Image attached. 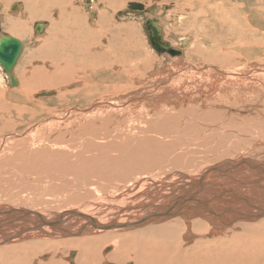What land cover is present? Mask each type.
I'll return each instance as SVG.
<instances>
[{"label": "bare ground", "instance_id": "6f19581e", "mask_svg": "<svg viewBox=\"0 0 264 264\" xmlns=\"http://www.w3.org/2000/svg\"><path fill=\"white\" fill-rule=\"evenodd\" d=\"M7 1L10 2L12 0ZM25 1L27 3L23 5L12 4L8 7V12H5L7 19L4 21L5 25L10 28L8 29L10 34L25 36L26 33L30 32L31 36L33 35L34 38L41 40L42 49L47 50V53L45 52L46 57L53 60L52 63L55 61L60 63L51 64V67L55 66V72H52L54 75L51 74V77L48 75L49 73L44 72L42 69L41 71L43 72H41L42 74L39 79L37 78L38 81H32L36 80L34 78L36 75L23 79L21 83L25 91L27 88L37 91L36 88H40V86L47 88L48 85H59L61 81H65V74L63 72H56L59 71L62 64L64 65V73L70 72L71 75L79 67L81 68L79 71H84L88 65H90L91 69H93V66L101 67L100 65H104L101 62L103 58H100L97 63L99 65H96V57L105 56L104 58L109 61L107 62L108 66H111V68L116 67L118 68L116 71L122 70L124 72L125 67H127L125 66L126 58L129 53L131 54V46L134 44L129 37L127 38L128 34L125 33V29L122 30L124 32L122 34L125 37L116 39L113 37V39H110L111 41L106 42L107 46L101 47L100 36L105 34L106 39L110 34V27L105 24L104 28L106 29L107 27V33L105 29L101 31L97 24H93L96 12L93 8L85 10V4L82 0V8L76 7L78 3L75 0ZM123 1L125 0H105L103 2L105 6L104 10L107 12V9L115 11L118 7L122 8L124 6ZM182 1H185L184 4L187 2L186 5L188 7L193 6L192 8L195 9L196 7L191 5L193 2L195 4L198 1H202L208 6L206 0ZM133 3L142 5L143 13L144 11H149L145 5L138 1H133ZM152 7L154 9L153 13H150L153 14V18L151 19H156L161 40L163 41L161 25L165 24L159 12L162 10L167 13L168 6L167 8L165 6L160 8L157 5ZM208 9H212V6ZM85 11L87 13L84 16L82 12ZM200 11L202 10L200 9ZM10 12L13 14L11 16L15 15L19 18L12 22L10 20ZM261 12L249 14L251 20L258 23V30L254 32H251L247 27L243 28V25L250 26V19L246 18V16L244 17V15L240 17L236 14L224 13L220 18L217 17V22L222 27L225 26L226 33L232 37L238 36V38L245 39L249 35L251 39L257 36L261 38L264 35L263 33H259L264 32V16L261 15ZM199 15L194 13V19ZM231 16H235V18ZM54 17L56 18L54 19ZM211 18L214 19V15ZM36 19H42L38 22H42L44 27L48 28L44 36H39L43 31L35 33L32 28L38 22L33 23L30 31L27 28V21L30 22ZM146 22L143 21V27ZM195 22L203 30H217L214 24H209L207 21L198 20ZM121 28L126 27L121 26ZM2 36L0 30V38ZM5 37H9V34ZM20 43L22 44L21 41ZM260 44L262 51H264V45ZM216 46L214 47L216 48ZM198 50L204 52V49L203 51L201 49ZM221 53L226 55L223 50L218 49L215 51L213 48L209 49L208 52L202 53L201 57L205 59V63L209 64H204L200 67H195L189 63L187 65L185 61H182L183 55L174 57L175 55L170 56L166 54L169 56L167 57L168 59L173 60L175 70H171L170 74L166 76L164 75L165 77L162 80L166 83L174 79L173 76H176L174 81L168 82L172 85L171 89L166 87L164 91L161 90V94H163L166 100H162V97H149L148 95L157 89L154 88L153 90L146 91L147 96L137 92L128 99L116 102L115 104L113 102H99V106V103H96L99 107L94 109L97 111H93L92 113L100 111L103 106H107L108 109L112 108L114 113L107 112L108 114L106 115L119 119L118 121L122 120L121 123L119 122L120 124L113 128L112 132L115 134L120 132L119 134H125L126 136H124L127 137V135L130 136L131 127L128 126L129 120L126 117L123 118V115L126 113H129V116L138 118L143 116V129L139 130V134H143L145 133L144 129L151 122L157 123L156 118H160L159 123H157L158 125H168L175 118L185 121L184 116L190 118L188 120H192V117L193 121L199 122L203 116L212 112V116L207 118L206 123L214 125L215 123L225 121L224 118L226 117L222 118L225 112H234L238 115L242 114L243 119L241 118L242 121L240 122H243L242 125H247H231L230 127L234 131L242 128L250 131L248 134L245 133L247 136L244 140L250 143L251 146L240 151L238 150L236 156L229 154L225 158L208 161L204 165L197 166L195 170H190L186 167L191 166L192 163H196L194 161L196 159L191 157L190 154L195 155L194 151L197 149L191 150L189 147L195 145L197 148V143H199V148L205 149L207 147L205 144H208L206 141L207 137L216 134L218 131L207 129L205 126V128H198L199 132L195 136L183 134L176 138L178 143L173 145L172 150L176 155L168 149L167 151L170 150V154H162L161 159H166L161 160L162 162H156L149 157L145 158L144 162L136 160H134L136 161L135 163L127 162L126 166L117 163L118 168H121L118 176L121 177L120 179H124V175L128 174L130 169L127 168L128 163H131L133 166L143 167L155 162L153 170H143V172L136 173L138 175L129 184L120 185L108 192L100 190L93 184H82L81 186L85 189L80 190L77 187L81 193H77L74 199L80 198L78 201H81L88 196L90 200L72 205L70 203L67 208L56 206L54 208L57 210L54 211H44L41 213L31 211L30 213H33V215L28 216H25L27 212H21L15 208L13 210L18 211L16 213L5 211V215H0V217L4 218L0 220V254H4L8 260L12 259V254L18 260L25 257H34L37 252L33 248L43 246L42 240L56 238L58 239V244H70V249L74 246H80V249L84 253H89V246L92 242L98 243V247L92 245L90 247L101 250L100 254H102V258L100 254V258L93 257L94 259L89 255L85 257L80 256L79 259L81 260L78 264H94L97 259L101 260L100 264H110L113 262L123 264H264V137L260 136L264 134V65H250L246 68L242 66L243 69L218 68L213 63L225 62V57ZM227 57L230 56L226 55ZM147 59L149 60V58ZM44 67L46 66L44 65ZM72 68L74 69L71 71ZM48 72L50 71L48 70ZM43 73L47 74H45L46 78H44ZM74 73L76 74L77 71ZM11 74L16 79V84L18 85L19 80L14 75L13 68ZM58 74L61 76L58 77ZM7 78L10 83L8 74ZM179 78L182 80L181 84L176 80ZM189 89L192 90L191 94L188 93ZM241 90H245V92H238ZM232 91L236 92L232 93ZM43 93L49 95L51 91L45 90ZM237 93L240 96L239 99L237 98ZM215 108L217 110L214 112ZM192 109L202 110V112L195 114L192 112ZM88 110L76 108L73 111H65L61 115L53 117V120L57 124L58 122H65L75 114L81 115V117H88L92 115ZM222 112L223 114H221ZM245 113L247 115L243 116ZM95 118L99 119V124L101 125L103 120L100 116L95 115L93 119H86V122L90 123L89 126H95ZM138 123L142 124L139 121ZM112 124L113 120L110 118L108 122L109 129L112 128ZM179 130H176L174 134H177ZM221 138L223 139L225 136H221ZM4 141H6V137L0 139V146ZM58 141L53 140L54 144H57ZM144 141L147 142V140ZM43 143L50 146L48 145L49 142ZM59 143L58 145H60ZM61 145L63 146L64 144ZM144 145L146 144L144 143ZM56 147L58 148V146ZM202 151L204 150L200 149L198 153ZM171 157L173 161H170ZM180 158L185 159L182 161V159L179 160ZM51 163L53 164V162ZM1 175L3 174H0V178L3 177ZM57 186L54 185V188H57ZM64 192L68 193V191L63 190L61 193ZM138 202L143 203L137 205ZM69 207H73L74 209H70ZM90 216H95V218H90ZM248 231L254 235L253 238L247 237ZM31 233L33 234L28 235ZM87 234L91 236L88 238L82 236ZM75 235L78 238L73 237ZM25 236H33L37 239H33L35 242L29 243L30 241L26 242V239H24ZM18 239L20 241L24 240L17 244L19 242L17 241ZM7 242L9 243L4 245ZM58 254L59 252L56 254L52 253L44 261L39 262L34 260L32 264H52V262L53 264H62ZM113 254L114 257H118L121 261L116 258H112L114 260L108 259L109 255ZM72 255H75V258L72 259V264H77L74 251H72Z\"/></svg>", "mask_w": 264, "mask_h": 264}, {"label": "rangeland", "instance_id": "374dc122", "mask_svg": "<svg viewBox=\"0 0 264 264\" xmlns=\"http://www.w3.org/2000/svg\"><path fill=\"white\" fill-rule=\"evenodd\" d=\"M75 1H77L78 3L76 7L82 8L81 0ZM82 1L85 4V10H90L91 8H93L96 12V17H94L93 24H97L101 31L105 29V24L109 25L110 27V34L106 39L104 33H108V31H106L107 27L105 29L106 32L103 33L104 35L100 36L101 38L99 41L101 47L107 46L106 44L111 41L110 39H113V37H115L114 39L125 37L122 34L124 33L122 30L124 29L126 30L125 33L128 34L127 38L129 37L130 40L135 44L131 46V54L129 53L126 58L127 60L125 61V66L127 67H125L124 72L122 70L116 71L118 68H111V66H108L107 62L109 61L104 58L105 56L96 57V65H99L97 63L99 62L100 58H103L101 62L104 65H100L101 67L93 66V69L90 68V65H86L87 67L84 69V71H79L81 69L79 67L75 69L71 75L70 72L64 73V65L62 64V67L60 66L61 68L56 72H63L66 77L64 78L65 81H61L59 85H48L49 87L47 86V88L40 86V88H36L37 91L32 88H27V90L25 91L21 83L23 79L31 78V76L36 75L38 77L34 76L36 80L32 81H38L37 78L39 79L40 75L42 74V69L44 70V72L49 73L48 75L51 77V74H53L52 72H55V66H53L54 68L51 66L57 61L52 63L53 60L46 57L45 52L47 53V50L42 49L41 40L34 38L33 35L31 36L30 32L26 33L25 36L15 34L13 35L10 34L8 30L10 28L5 25L4 20L7 19L5 16V12H8V7L12 4L23 5L24 3H27V1L12 0L9 2L7 0H0L1 34L3 36L5 34V36L9 34V37L22 42L21 54L17 58L13 67L14 75L19 80L18 85L16 84L15 87L10 85L7 78V73L4 72L3 68L0 65V139L6 137V141H4L0 146V174H3L1 175L3 177L0 178L1 216L5 215V211L8 213L18 212L13 210L14 208L20 210L21 212H27L25 216H28L33 215V213H30L31 211L36 213H41L44 211H54L57 210L56 208H54L56 206H64L67 208L70 203V205H72L74 203L77 204L82 201L86 202L87 200H90L88 196L86 199L83 198L81 201H78L80 198L74 199L77 193H81L80 190L85 189L81 186L82 184L96 185L100 190L104 192L111 191L123 184H129L138 175L136 173L143 172V170H153L155 168V162L143 167H139L137 165L133 166L131 165V163H128L127 168L130 169L128 174L124 175V179H120L121 177L118 176L121 168H118L117 163L126 166L127 162H144L145 158L149 157L151 160H154L156 162H162L161 160H166L161 159L162 154H170L171 150V152L176 155L172 148L174 144L178 143V140L176 139L177 137L183 134H186L188 136H195V134L199 132V129L205 128V126L207 129H213L218 132L214 135H210L211 138L209 136L207 137L206 141L208 144L205 145L210 148H199V143H197V148L195 147V145L189 147V149L191 150L197 149L196 151H194L195 155L190 154L191 157L197 160H194L196 163H192L191 166L189 165L186 167L190 170H195L197 166L204 165L208 161L217 160V158H225L229 156V154L231 156H236L238 154V150L240 151L251 146L250 143L244 140L250 131H247L244 128L234 131V129L230 127L231 125H247H242L243 122H240L243 119L242 114L238 115L234 112H225V116L222 112V118L226 117L224 118L226 122H218L214 125H209L206 123L207 118L212 116V112H209L208 114L203 116L199 122L193 121L192 117V120H188L190 118L184 116L185 121L175 118L172 119V123H170L168 120V125H158L157 123H159L158 121L160 118H156L157 123L151 122V124L144 129L145 133L143 134H139V130L141 131L143 129V116L139 117V119L135 116H129V113H126L125 115H123V118L126 117L127 120H129L128 126L131 127L130 136L127 135V137H125V134V136L123 134H119L120 132L118 134L112 132L113 128H115L116 125L120 124L122 121L121 119L120 121H118L119 119H114L111 116L106 115L108 114L107 112H113L112 108L108 109L107 106H103L100 111L96 113L92 112L97 111L94 109L98 108L100 106V103L102 102H113V104H115L116 102L128 99L137 92L143 93L145 96H147L146 91L153 90L154 88L157 89H155L148 96L162 97V100H166L163 94H161V90L164 91L166 87L168 89L172 88V85L168 82L171 80L174 81L176 76H173L174 79H171L166 83H164L162 79L166 75L170 74L171 70H175L173 60L167 58L169 57V54L166 55L167 53H157L151 47L148 40V32L146 31L145 27H143V21L146 22L149 19L153 18V14L148 13L149 11H144L143 13L142 11L138 10H130L129 4L133 3V1H138L139 3L145 5L148 10L154 5H157L160 8L164 6L167 8L168 6L167 13L165 11L163 12L162 10L161 12H159L162 21H164L165 24L163 26L161 24L160 25L163 33V41L173 49L179 50L181 52L180 55L174 57L183 55L182 61H185L187 65L190 64L195 67H200L204 64H209L205 63V59L201 57L202 53H205L206 51L208 52L209 49L212 48L215 51L221 49L224 51V53H226V55L230 57L226 58V55L221 53V55H224L225 57V62L223 61L219 63H213L215 66H217L218 68L224 67L243 69V67L246 68L250 65H264V51H262L260 44L262 43L264 45V37H262L264 35L261 36L262 39L259 36L251 39L249 35L245 39L241 37L238 38V36L232 37L226 33V27H222L220 23L217 22V19L220 18V16H222L224 13H232L240 17L241 15H244V17L246 16V18L250 19V26L243 25V28L247 27L251 32H254L258 30V23L257 21H252L249 14L262 11L261 15L264 16V0H206L208 6H212V9L210 10L208 9L209 7L202 1L196 2V5L194 4V2L191 3V5H194L196 7L195 9L192 8L193 6L188 7V5H186L187 2L184 4L185 1L182 0H125L123 1L124 6L122 8L118 7L116 10L114 9L115 11L107 9V12L104 10L105 6L103 5V2L105 0ZM200 9L203 12L200 11ZM199 12L202 14L199 15ZM86 13V11L82 12L84 16ZM194 13L199 15L196 17V19H194ZM9 14L10 16L13 15L11 14V12ZM213 15L214 19L211 18V16L213 17ZM16 17L17 16L15 15L11 16L10 20L13 22V20H17L19 18ZM231 17L235 18V16ZM55 18L56 17H54V19ZM39 20L42 19H36L33 21L29 20L30 22L27 21V28L29 29V31L31 30L33 23L38 22ZM198 20L207 21L209 24H214L217 30L213 31L210 29H201L197 22H195ZM96 21H99L100 23ZM121 26H125L126 28H121ZM47 31L48 28L44 27L42 34L39 36H44ZM259 33L264 34L263 31ZM214 46H216L217 49ZM198 49H201L202 51L204 49V52H201ZM147 58H149V60ZM40 64L43 66H41ZM44 65L50 72H48L47 68L44 67ZM73 69L74 68H72L71 71ZM75 71H77L76 74L74 73ZM45 74L44 78H46L47 75ZM59 76L61 75L58 74V77ZM176 80L179 84H181V78ZM45 90L51 91V93L49 95L43 93ZM191 91L192 90L189 89L188 93L191 94ZM235 92L232 91V93ZM238 92H245V90H241ZM237 98H240L238 93ZM96 103H99V106H97ZM76 108L89 109L88 112L92 115L88 117H81V115L78 116V114H75L65 122H58V125L54 123L56 121L53 120V117L61 115L65 111H73ZM216 110L217 108H215L214 112ZM192 112L198 114L202 112V110L200 111L197 109H192ZM95 115L98 117L100 116L103 120L101 122V125L99 124V119L95 118V122L97 124L94 123V127L89 126L90 123L86 122V119H93ZM246 115L247 113H245L243 116ZM110 118L111 120H113L111 129H109L108 125ZM230 119L231 121L229 122ZM138 121L142 122V124L138 123ZM188 126L191 128H189ZM176 130L179 131L177 134H174ZM230 131L232 132V134ZM137 135L138 137H136ZM220 135L225 136V138L222 139ZM260 136L264 137V134ZM234 137L238 138L235 139ZM33 140L35 142V147L34 142H32ZM53 140H59L58 143L60 142V145L64 144L63 146L61 145L63 148L58 145L57 142V144H54ZM143 140H147V142H143ZM39 142H49L48 145L50 146H47V144L45 143H43L45 145L40 144ZM144 143L146 145H144ZM56 146H58V148ZM168 149L170 150L167 151ZM200 149L204 151L198 153ZM176 158L178 159V157ZM181 159L182 161H184L185 158H180L179 160ZM170 161H173L172 157ZM51 162H53V164ZM146 162L148 161L146 160ZM18 172L19 174H17ZM54 185H58L57 188H54ZM37 186H39L38 190ZM63 187L65 190L62 189ZM77 187L80 188V190ZM62 190L68 191V193H61ZM141 203L143 202H138L137 205ZM69 208L74 209L73 207ZM90 218H95V216H90ZM3 219V217H0V220ZM251 232H249L247 237L253 238L254 235H252ZM32 234L33 233L28 235ZM82 236L88 238L91 235L87 234ZM73 237L78 238L76 235ZM24 239H26V242L30 241L29 243H33L35 242L33 241V239L37 238L33 236H25ZM57 240L58 239L56 238H51L50 240H42L43 246L33 248V250L37 252L34 257H25L18 260L12 254V259L8 260L4 254H0V264H32L34 260L42 262L47 259L52 253L56 254L58 252V257L61 259L62 264H72V259L75 258V255H72V251H74V253L76 254L77 264L81 260L79 259L80 256L85 257L86 255H89L92 256V259H94L93 257L102 258V254H100L101 250L92 249L90 247L91 245L94 247H98V243L96 242H92V244L89 246V253H84L82 252L83 250L80 249V246H74L72 249H70V244H58ZM17 241H19L17 242V244L21 243L20 239H18ZM8 243L9 242L4 243V245ZM112 258H116L114 257V254L109 255L108 257V259L114 260ZM116 259L120 260L118 257ZM96 261L94 262V264H100L99 262H101L100 259H97ZM110 264L123 263L113 262Z\"/></svg>", "mask_w": 264, "mask_h": 264}, {"label": "water", "instance_id": "95a60500", "mask_svg": "<svg viewBox=\"0 0 264 264\" xmlns=\"http://www.w3.org/2000/svg\"><path fill=\"white\" fill-rule=\"evenodd\" d=\"M14 9V8H13ZM130 10H143V6L136 3L129 4ZM153 7L149 9V13H153ZM146 31L148 32V40L151 47L157 53H167L169 55H180V52L171 48L167 43L161 40V34L157 26L156 19H150L144 24ZM44 29L42 22L35 23L33 30L35 33H41ZM22 44L14 38L2 36L0 38V65L4 72L9 75L10 85L16 86V79L12 76V68L15 61L21 54Z\"/></svg>", "mask_w": 264, "mask_h": 264}, {"label": "flooded vegetation", "instance_id": "af4514ba", "mask_svg": "<svg viewBox=\"0 0 264 264\" xmlns=\"http://www.w3.org/2000/svg\"><path fill=\"white\" fill-rule=\"evenodd\" d=\"M133 11H135V10H133ZM139 11V10H138Z\"/></svg>", "mask_w": 264, "mask_h": 264}]
</instances>
